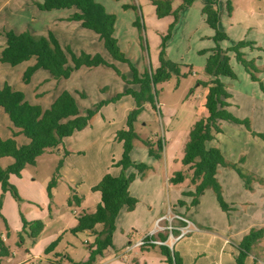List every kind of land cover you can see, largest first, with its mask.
<instances>
[{"label":"rangeland","instance_id":"1","mask_svg":"<svg viewBox=\"0 0 264 264\" xmlns=\"http://www.w3.org/2000/svg\"><path fill=\"white\" fill-rule=\"evenodd\" d=\"M96 1L103 5L109 14L116 16L114 37L130 64L114 60L107 52L103 41L94 32L84 29L78 23L55 22L52 29L56 32L54 34L55 36L57 34L56 37L63 49L70 48L76 55L82 52L100 54L108 63L114 65L124 78L114 68L101 66L79 69L70 79L59 80V83L55 82L47 71L41 70L34 74L29 84H25L24 73L35 63V59L16 67L0 62V87L8 82L16 89H23L27 95L26 99L28 97L27 101L34 102V105L47 107L51 99L61 91L73 93L84 115L88 110L105 103L101 108L104 116H99L84 130L76 132L71 143H68L69 138H66L61 144L60 154L57 149L52 153H45L37 160L36 165L27 166L21 177H10L9 183L15 188L18 199L10 192H5L0 185L2 203L0 235L5 240L9 251V255L2 258L1 264H20L24 259L30 262H21V264H49L47 260H55L57 254L61 255L67 249H71L72 244L73 248H82L80 239L83 240L84 236L78 237L68 230L77 227L78 213L92 212L95 209V198L99 197V194L94 192L93 188L107 175L106 169H109L112 175H117L119 171L112 166V162L122 159L123 147L114 142V135L115 132L118 133L127 128L128 116L132 107H135V103L129 97L114 103L111 100L128 88L139 91V86L127 83L134 80L130 65L142 77L156 70L162 50H165L168 60L180 65L181 77L173 76L170 81L155 87L158 92L157 109L154 110L150 105H145L137 121L138 124L141 123L138 131L143 137H149L148 141L156 142L160 139L164 149L166 141L169 143L171 138L170 143L172 142L174 149V142L179 143L197 120L208 115L205 107L207 90L204 85H199V82L205 79V81L208 80L207 83L210 82L204 68L211 50L219 45L222 50L229 51L240 42L252 43V46L244 48L242 52L245 53L247 60H255L259 69L256 74L259 82L252 81L250 74L232 54H230V63L237 79L222 78V81L227 91L232 94L228 110L239 119H249L252 129L264 135V0H212L216 3L215 9L219 13V30L228 37L227 40L219 43L215 41L216 32L206 24L203 14L210 0H196L192 6L179 13L177 21L173 15L159 19L156 16L153 0ZM6 2L8 1L0 0V57L6 45L5 32L14 31L19 34L30 31L36 35L35 32L43 33L40 32V27L44 21L37 16L38 13L49 16L61 12L69 15L70 12L71 16L77 12L76 9L41 12L35 5L37 0ZM181 4L182 0L173 3L174 11L178 10ZM229 4L232 7L231 14ZM125 5H132L135 8L124 9ZM137 19L141 23V30L133 25ZM44 78L54 83L46 82ZM81 93L86 97H81ZM144 124L145 126L141 127ZM223 126V134L219 136V140L228 146L237 164L242 156L250 155V166L262 168L264 175V140L249 139L251 135L244 126L227 122L223 123ZM13 130L9 116L0 108V139H14L20 146L29 143L24 136L15 137ZM235 130L238 133H235ZM172 132L174 137L170 135ZM239 133H242V136ZM137 144L135 142L134 147ZM253 145L256 149L255 154L251 156ZM148 147L137 145L131 157L143 159L142 156ZM61 162L62 166L59 168L61 178L57 179L56 188L52 189V197H50L49 185ZM13 163V158L0 159L2 168ZM224 168H221L218 179L223 189L225 202L228 205L233 204L235 211H223L212 190L207 191L206 197L202 198L198 207L189 211L181 209L183 212L188 211L186 212L188 216L202 229L201 233L195 235V239L209 241L207 247L213 252L210 257L208 253L203 255L201 248L189 250L191 255H188L185 264H207L213 262V259H217L218 256L222 257L219 249L224 242V237L232 239L231 247L229 246L230 255L226 254L225 260L230 259L232 264H236L231 255L232 248L237 253L240 240L249 234L251 229L264 228V179L252 173L251 168L243 167L254 176L249 189L234 169ZM153 179L152 173L145 178L136 179L131 186V192L139 195V213L134 217L132 213L122 210L116 222L118 235L121 231L127 235L133 229L138 232L132 244L148 232L144 229L150 225L151 203L168 202V188L164 185L163 191L159 185L155 184L156 180L151 184L150 181ZM185 188L187 184L182 186V189ZM73 193L86 199V204L78 208H70L68 197ZM142 195L144 198H139ZM37 220L43 221L46 228L39 239L33 240L24 232L25 221L31 223ZM153 228L155 229V223ZM21 235L24 238L22 244ZM57 240L59 243L56 248L50 254H46V250ZM191 243L192 240H187L181 245ZM176 246V251H180L179 245ZM203 247L205 246L203 245L202 249ZM110 251L113 254L115 252L113 249ZM128 254L130 252L125 249L115 254L120 255L116 259L117 262L124 264L121 255L127 257ZM230 260L224 264H230ZM254 261L257 264H264V240L261 247H255L247 259L250 263Z\"/></svg>","mask_w":264,"mask_h":264},{"label":"trees","instance_id":"2","mask_svg":"<svg viewBox=\"0 0 264 264\" xmlns=\"http://www.w3.org/2000/svg\"><path fill=\"white\" fill-rule=\"evenodd\" d=\"M196 0H182L179 9L174 11L172 0H153L156 7V16L163 19L167 16H175L177 21L181 11L190 7ZM36 7L42 12H51L57 10L76 9L73 15L67 20L78 22L84 29L90 30L99 36L103 41L109 55L116 61L130 64L125 54L118 46V41L114 37L116 27V16L109 14L103 5L96 0H41L35 3ZM216 3L210 0V3L204 8L206 24L216 32L215 41L217 43L228 39L227 35L219 30V13L215 9ZM135 8L125 5L124 9ZM230 14L232 7L229 4ZM134 27L141 30V23L137 19ZM6 45L1 53L0 62L16 67L22 63L35 59V63L30 66L23 76L25 84L31 82L34 74L40 70L47 71L54 80L69 79L72 74L81 69L96 68L108 66L114 68L120 75L121 73L108 63L100 54H88L82 52L76 55L70 48L63 49L57 37L52 31L47 35L36 36L29 31L17 34L14 31L5 32ZM252 43L240 42L229 51H224L218 45L211 50L205 64V74L211 80L209 83L199 82L208 88L205 107L207 117L197 120L192 126L189 134V141L185 146L182 165L184 170L176 172L170 179L174 185L183 184L188 181L190 191L183 193L184 198H190L191 205L196 207L200 203V198L207 190H212L217 198L220 208L225 212L234 210L228 205L223 197L222 186L218 181L217 175L220 167H231L238 176L246 182L251 189L253 174L248 173L240 164L228 163L222 152L209 144L215 140L218 134L223 133L222 123L227 122L234 125L244 126L252 136L264 140V135L253 131L249 119H239L228 108L231 94L227 91L222 78L236 80L237 76L231 66V56L234 54L236 61L244 67L250 74L252 81L259 82L256 74L259 72L255 60H247L242 50L252 46ZM206 54V52H202ZM134 80L127 81L129 85H137L139 91L128 88L124 93L118 94L111 102L119 101L125 97L134 100L136 108L131 111L127 120V128L117 133L116 139L123 145L122 159L116 163L122 172L119 176L107 174L101 182L93 188L94 192L101 194V202L94 213H84L78 217V226L71 230L73 234L90 231L95 234V241L90 246V258L86 263L92 264L97 256L103 255V252L113 247V235L116 231V222L122 210L134 211L138 200L130 194V186L137 177H144L150 170L146 163L133 161L131 154L136 141H142L145 146H149V155L155 160L162 158L163 142L157 140L151 142L142 140L136 131L138 116L145 105H150L154 110L157 109L158 92L155 87L158 84L168 82L173 76L181 77L179 64H175L167 59L165 50H162L159 58V66L156 70L138 75L137 70L132 66ZM123 77V76H122ZM124 78V77H123ZM81 97H86L81 93ZM105 103L95 106L82 114L78 101L69 91H63L53 104L44 109L39 105L31 104L26 99L24 92L14 89L10 84L5 83L0 87V108L9 116L12 125L18 132L13 131V135H23L29 140L28 144L18 145L14 139H0V159L13 158L14 163L6 168L0 167V185L5 192H10L16 199L18 194L9 180L12 175L21 177L22 172L27 166H34L37 159L44 155L48 150L58 148L66 138L72 137L76 132L84 130L92 118L101 110ZM58 169L49 185V196L52 197V189L57 184L59 176ZM133 170V172H131ZM80 205L81 199L73 195L69 200V205ZM185 206L184 199L178 203ZM2 203L0 201V216ZM101 230L98 231L97 227ZM45 225L42 221L28 223L25 221L24 232L31 238L37 239L44 231ZM27 229H29L27 231ZM264 239V229H252L237 247L238 254L235 257L236 264H257L247 262L253 249ZM24 238L21 235V244ZM59 240L55 241L46 250L53 251ZM159 247L162 254L166 257L168 264H183L182 257L172 251L167 246L149 245L142 249ZM9 255L8 248L0 235V261L3 257Z\"/></svg>","mask_w":264,"mask_h":264},{"label":"crops","instance_id":"3","mask_svg":"<svg viewBox=\"0 0 264 264\" xmlns=\"http://www.w3.org/2000/svg\"><path fill=\"white\" fill-rule=\"evenodd\" d=\"M8 2H11L12 0H7ZM30 1V0H29ZM37 1H41V0H37ZM173 1V3H176L177 1H179V0H172ZM8 2H6V3H8ZM130 6H132V5H130ZM39 10V9H38ZM40 11V10H39ZM70 11V10H69ZM42 12V11H41ZM72 13H74V12H72ZM37 16L38 17H41L42 18V20L44 21L43 23H42V25H41V31L40 32H43V33H36L35 32V34H36V36H40V35H43V34H46V33H48V31H52L53 33H56V32H54V30L52 29V25L53 24H55V22H69V23H78V22H70V21H68L67 19L70 17V12H69V15H67V14H63L62 12L61 13H59V14H50L49 16H42V14H40V13H38L37 14ZM167 17H169V16H167ZM166 18V17H165ZM35 20H36V18H35ZM206 22V21H205ZM78 24H80V23H78ZM81 25V24H80ZM134 25V24H133ZM46 28V29H45ZM45 29V30H44ZM87 30V29H86ZM88 31H90V30H88ZM24 32V31H23ZM23 32H21V33H23ZM30 32V31H29ZM32 32H34V31H32ZM92 32V31H91ZM20 34V33H19ZM34 35V34H33ZM47 35V34H46ZM97 35V34H96ZM56 36H57V34H56ZM98 36V35H97ZM99 37V36H98ZM89 54V53H88ZM92 55H94V54H92ZM233 55V57L235 58V56H234V54H232ZM106 60V59H105ZM159 66V65H158ZM158 66H157V68H158ZM101 67V66H100ZM82 68H86V67H82ZM81 68V69H82ZM96 68H98V67H96ZM156 68V69H157ZM88 69H90V68H88ZM41 71V70H40ZM40 71H38V72H40ZM38 72H36V74L38 73ZM72 77V76H71ZM70 77V78H71ZM209 77V76H208ZM69 78V79H70ZM210 78V77H209ZM44 80H46V82H50V83H54V82H52V81H50V80H48V79H46V78H44ZM64 80H68V79H64ZM206 80V79H205ZM205 80H203V82L204 83H206V82H208V80L207 81H205ZM210 80H211V78H210ZM57 80H55V82H56ZM223 82V81H222ZM8 83V82H7ZM57 83H59L58 81H57ZM10 84V83H9ZM47 84H49V83H47ZM11 85V84H10ZM14 89H16L13 85H11ZM16 90H20V91H22V92H24L23 91V89H16ZM206 92L208 93V88H206ZM62 92V91H61ZM60 92V93H61ZM49 92H47V94H48ZM60 93L58 94V95H56V96H54L53 97V99H51V101L49 102V104H48V106L47 107H43L44 109H48L52 104H53V102L57 99V97L60 95ZM207 93H206V95H207ZM46 94V95H47ZM73 94V93H72ZM231 94V93H230ZM205 95V96H206ZM27 96V95H26ZM27 99H28V97H27ZM231 99H232V94H231ZM231 99H229V103H230V101H231ZM31 102V101H30ZM32 104H35L34 102H31ZM136 108V106L135 107H132V109L131 110H134ZM103 111V110H102ZM101 110L92 118V120H95L96 118H98L99 116H104V113L102 112ZM127 111V110H126ZM231 112V111H230ZM126 115V112H125V114H124V116ZM92 120L90 121V123L92 122ZM89 123V124H90ZM223 123H225V122H223ZM223 123H222V129L224 128V126H223ZM140 124L141 123H137L136 124V131H137V133L139 134V136H140V138L142 139V140H147V139H149V137H143L141 134H140V132L138 131L139 130V127H140ZM145 126V124L144 125H141V127H144ZM14 127V126H13ZM224 130V129H223ZM13 131H15V132H18V130L17 129H15L14 128V130ZM236 132L235 133H238V131L237 130H235ZM253 131H255V130H253ZM256 133H261V132H259V131H255ZM116 132H115V138H114V142H117L118 144H120V145H122V143H119L118 141H117V139H116ZM189 134H190V131L188 132V133H186L182 138H181V140H180V142L179 143H175L174 142V144H175V147H174V149L172 148V142L170 143V141H171V138L169 139V143H167V141H166V145H165V147H164V149H163V153H162V158L161 159H159V160H155L154 158H152V157H150V155H149V150H145V152H144V155L142 156L143 157V159H141V160H138L136 157H132V160L133 161H137V162H144V163H147L149 166H150V170L147 172V174L144 176V177H140V178H145L147 175H149L150 173H152V175L154 176V179L152 180V181H150V183L152 184L155 180H156V185H159L160 186V188L164 191V185H166V188H168V202L167 201H165L164 203L162 202V203H158V204H155V203H151L152 205H151V208H150V211H151V216H149V219H150V221H149V223H150V225L147 227V228H145L144 230H146V231H148L147 232V234H150V233H152L153 231H154V228H153V224L155 223V225H156V221L158 220V219H160L161 217H164V216H169V217H172L173 215H182V216H184V217H186V218H188L193 224H194V227H195V231L193 232V233H191V234H189V235H187L186 237H184L182 240H180L178 243H176L175 244V246L176 245H179L178 246V250H180V251H176V248H177V246H176V248H175V246L173 247V249H171V244H172V242L173 241H169V243L167 244V245H164V246H167V247H169L172 251H176V252H178V254H180V256L182 257V259H183V264H185V262L187 261V259H188V255L190 254L191 255V253L189 252V250L191 251V250H198V248H201V251L203 250V255H205L206 253H208L209 255H210V257H211V254H213V252L211 251V250H209V248L207 247L208 246V244H209V241L207 242V241H199V240H196L195 239V235L198 233H201V231H202V229L198 226V224L195 222V221H193L189 216H188V214L186 213V212H188L189 211V209H193V208H196V207H198L200 204H201V200H202V198L204 199V197H206V193H207V191H209V190H207L206 192H205V194L200 198V203H199V205L198 206H196V207H193L192 205H191V199L190 198H184L183 197V193L184 192H186V191H190L191 190V188L189 187V184H188V181H186L185 183H183V184H179V185H174V184H172V183H170V179H171V177L176 173V172H178V171H182V170H184V166L182 165V159H183V157H184V151H185V146H186V144H187V142L189 141ZM221 134H223V133H221ZM221 134H218L217 136H216V138H215V140H213L210 144H209V146L210 147H215V148H218L221 152H222V154H223V156L225 157V159H226V161L228 162V163H231V164H237V161H236V159H234L235 157H233L232 155H231V153H230V151H229V148H228V146L227 145H225V144H223V142L221 143L220 142V135ZM250 135H251V133H249ZM262 134V133H261ZM170 135H172V137H174V135H173V132L172 133H170ZM239 135L240 136H242V133H239ZM18 136H23V135H18ZM74 136V135H73ZM73 136H72V138L71 137H69V140H67L68 141V143H71L72 141H73ZM75 137V136H74ZM253 137V138H252ZM249 139H252L253 141H255L256 139H259L258 137H254V136H252L251 135V138H249ZM138 144L137 145H144V143L142 142V141H136ZM136 145V146H137ZM135 146V147H136ZM145 146V145H144ZM122 147H123V145H122ZM135 147H134V149H133V152H134V150H135ZM147 147V146H146ZM253 147H254V149L251 151V156H253L254 154H255V149H256V147H255V145H253ZM61 148H62V145L61 146H59L58 148H55V149H50V150H48L46 153H52V152H54L56 149H57V151H58V154H60L61 153ZM149 149V148H148ZM228 151H229V154H228ZM69 152V151H68ZM132 152V153H133ZM69 154V153H68ZM70 154H72L71 152H70ZM239 154H241V153H239ZM241 155H239V157H240ZM66 157V156H65ZM68 157H69V155H68ZM67 157V158H68ZM238 157V158H239ZM40 158V157H39ZM38 158V159H39ZM37 159V160H38ZM242 159L244 160L243 161V163H241V166L242 167H245L246 169H249V168H251L252 170H250L252 173H254V174H256L257 176H259V177H261V178H263L264 179V175H263V173H262V171H261V169L262 168H255V167H251L250 166V161H251V158H250V155H248V157L246 156V155H244V156H242L240 159H239V161H238V163L240 164V162H242ZM120 161V160H119ZM119 161H113L112 162V166L113 167H116V168H118V172H117V175H113V176H115V177H117V176H119L120 174H121V172H122V170H121V168L120 167H118V166H116V163L117 162H119ZM243 164V165H242ZM221 168L223 169L224 167H220L219 168V171H218V175H217V178H219V174L221 173ZM226 168H231V167H225L224 169H226ZM25 170V169H24ZM107 171H105L107 174H110L109 173V169H106ZM131 172H133V170L131 171ZM110 175H112V174H110ZM12 176H14V175H12ZM59 176H60V173H59ZM58 176V178H61V177H59ZM137 178H139V177H137ZM136 178V179H137ZM150 179V178H149ZM136 181V180H135ZM134 181V182H135ZM218 181H219V179H218ZM133 182V183H134ZM132 183V184H133ZM220 183V182H219ZM99 184V183H98ZM184 184H187V188H185V189H182V186L184 185ZM132 186V185H131ZM131 186H130V194L132 195V197H134V198H136L137 200H138V203H137V206H136V208H135V210L134 211H132V212H130V211H127V210H125V211H127L128 213H132V215L134 216V217H136L137 215H138V209H139V207H140V200L138 199V196L139 195H137V194H133L132 192H131ZM54 188H56V186L54 187ZM223 190V189H222ZM96 193H98L99 194V197L98 196H96V201H95V209L92 211V212H88V211H83V212H81V213H78V215L76 216V220H77V225L76 226H78V217L79 216H81L82 214H84V213H94L96 210H97V207H98V205L100 204V202H101V194L99 193V192H96ZM75 193H73V194H71L70 195V197H68V205H69V200H70V198L74 195ZM75 195H77V194H75ZM135 195L137 196V197H135ZM78 196V195H77ZM80 199H81V204L80 205H76V204H73V205H69V207L70 208H75V207H81L82 205H85L86 204V202H87V200L86 199H84L83 197H81V196H78ZM139 198H144V195H142V197H139ZM182 199H184L185 200V202H186V205L185 206H180L178 203H179V201L180 200H182ZM234 210L233 211H235V208H234V206H233V204H231L230 205ZM181 209L182 210H188V211H186V212H183V211H181ZM120 216V215H119ZM144 216H146V214H144ZM118 219H119V217H118ZM118 219H117V221H118ZM37 221H41V220H37ZM43 222V221H42ZM168 223H164V225H167ZM45 225V224H44ZM137 226H138V224H136ZM132 226H134V225H132ZM45 228H46V226H45ZM45 228H44V231H45ZM74 229V228H73ZM73 229H71V230H73ZM253 229H256V228H253ZM260 229H264V228H260ZM71 230H68V231H71ZM97 230L98 231H100L101 230V227L100 226H98L97 227ZM252 230V229H251ZM43 231V232H44ZM145 231V232H146ZM43 232L41 233V235L37 238V239H39L42 235H43ZM117 232H118V227H117V231H115V233H114V238H113V247L112 248H109V249H107V250H105L104 252H103V255H101V256H97V258H96V260L92 263V264H119L117 261L118 260H116L117 258H118V256L120 257V255H115V254H118V253H121L124 249H125V251L127 250L128 251V247H126V246H128V245H130V244H132V241H134L135 239H136V237L138 236V235H136L138 232H136V230L134 231V229L130 232V233H128L127 235H124V232L123 231H121V233L118 235L117 234ZM64 233H66V232H64ZM63 233V234H64ZM146 234V235H147ZM75 235H77L78 237L80 236V235H82V236H84V239L82 240V239H80L81 240V247L82 248H80V247H74L73 248V244H72V246H71V249H67L63 254H57L56 256H57V258L55 259V260H47L48 262H49V264H79V263H86V262H88V260H89V258H90V246H92L93 245V243H94V241H95V234L94 233H92V232H90V231H85V232H82V233H78V234H75ZM168 235H167V233H160L159 235H158V238L159 239H161V240H163V241H167L168 240V237H167ZM188 236H191V238H187ZM3 239V238H2ZM34 240V239H33ZM36 240V239H35ZM62 240V239H61ZM187 240H192V243L191 244H186V245H181V243H183V242H185V241H187ZM232 239L230 238V237H224V242L222 243V245L220 246V253H222V257H220V256H218L217 257V259H213V262H208L207 264H224L225 262L227 263L230 259H228L227 261L225 260V255L226 254H228V255H230V250H229V246L231 247V245L230 244H227L226 243V241H229V242H232L231 241ZM264 239H262V241H263ZM3 241L5 242V240L3 239ZM240 241H242V240H240ZM262 241L256 246V247H261V244H262ZM115 242H117V244L115 243ZM128 243V244H127ZM205 246V247H203V249H202V246ZM115 247H119V249H115ZM111 249H113L115 252H114V254L113 253H111ZM229 250V251H228ZM232 251L233 252H231V255L234 257V259H235V257L237 256V254H238V252L236 253L235 252V250H233V248H232ZM52 252V251H51ZM51 252H46V254H50ZM130 252V254H128V256L127 257H123V255H121V259L123 260V263L124 264H135V263H137L138 262V264H168L167 262H166V257L162 254V252H161V250H160V248L159 247H155V248H150V247H148V248H146V249H142V248H140V249H136V250H132V251H129ZM200 252V251H199ZM213 256V255H212ZM2 260V259H1ZM120 260V259H119ZM208 260V259H207ZM21 262H30V260H27V259H24V260H22ZM21 262H20V264H21ZM236 262V261H235ZM233 262H232V260H230V264H232ZM0 264H1V261H0Z\"/></svg>","mask_w":264,"mask_h":264},{"label":"built area","instance_id":"4","mask_svg":"<svg viewBox=\"0 0 264 264\" xmlns=\"http://www.w3.org/2000/svg\"><path fill=\"white\" fill-rule=\"evenodd\" d=\"M177 222V224H176ZM164 223H168L164 225ZM195 231L194 224L186 217L182 215H173L172 217L164 216L156 221L155 229L152 233L143 236L139 241L128 246V251L136 248H142L149 245H167L169 241H173L171 249L187 235ZM160 233H167L168 240L163 241L158 238ZM230 244L229 241H226Z\"/></svg>","mask_w":264,"mask_h":264}]
</instances>
